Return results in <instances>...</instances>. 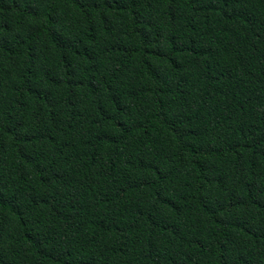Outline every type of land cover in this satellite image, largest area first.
Segmentation results:
<instances>
[{
    "label": "trees",
    "instance_id": "trees-1",
    "mask_svg": "<svg viewBox=\"0 0 264 264\" xmlns=\"http://www.w3.org/2000/svg\"><path fill=\"white\" fill-rule=\"evenodd\" d=\"M0 264H264V0H0Z\"/></svg>",
    "mask_w": 264,
    "mask_h": 264
}]
</instances>
